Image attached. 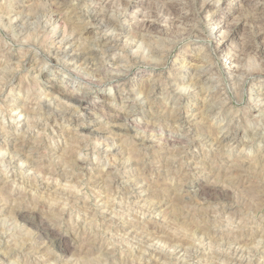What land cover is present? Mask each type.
<instances>
[{
	"label": "rangeland",
	"instance_id": "rangeland-1",
	"mask_svg": "<svg viewBox=\"0 0 264 264\" xmlns=\"http://www.w3.org/2000/svg\"><path fill=\"white\" fill-rule=\"evenodd\" d=\"M99 1L0 0V264H264V0Z\"/></svg>",
	"mask_w": 264,
	"mask_h": 264
},
{
	"label": "bare ground",
	"instance_id": "bare-ground-1",
	"mask_svg": "<svg viewBox=\"0 0 264 264\" xmlns=\"http://www.w3.org/2000/svg\"><path fill=\"white\" fill-rule=\"evenodd\" d=\"M64 1V0H63ZM185 1V0H184ZM183 1V2H184ZM221 0H202V6H201V9H203V10H208V11H211V12H214L215 10H214V4H217V3H219ZM62 2V1H61ZM159 2H161L162 3V6L164 7V11L167 13V14H171L172 15V18H171V24H169L171 27L169 28H167V27H160V26H158L157 25V23H155V21H151V19L150 20H145L144 21V23L145 24H142L143 26H144V29H146V30H148V29H157V31H159L160 33H164V34H166V33H169V36L171 35V36H175V37H178V36H181V35H183L184 36V34L186 33V36H187V30L183 27V28H181V27H179L176 23H179V22H183V21H185V19L186 18H184V16L183 15H181L180 13H179V11L176 9V7H175V5H173V3H170L169 5L168 4H166V2L164 3V1L163 0H159ZM174 2V1H173ZM177 2V1H176ZM179 2H180V0H179ZM182 2V1H181ZM180 2V3H181ZM192 2H193V0H192ZM98 4H99V8H96V9H93L92 10V19H93V21L96 23V24H98L99 26H101V27H103V28H110V27H114L115 25H116V20L115 19H111L110 18V16H109V14H108V12H106L107 10H108V7H110L111 5L113 6L114 4H121L120 5V7H118V5L116 6V8L118 7V8H121L122 9V12L123 11H125L124 12V14L126 15V11H127V5H129L130 4V2H125V0H114V1H112V0H100L99 2H97ZM169 3V2H168ZM187 3V2H186ZM212 3V4H211ZM241 3V2H240ZM179 4V3H178ZM59 5V4H58ZM61 5V4H60ZM97 5V4H96ZM152 5V4H151ZM98 6V5H97ZM183 6H184V4H183ZM52 7V6H51ZM55 7H57V6H55ZM59 7V6H58ZM58 7H57V9H58ZM62 7V6H61ZM181 7V6H180ZM189 7V6H188ZM50 9V8H49ZM187 9V8H186ZM44 10H45V8H44ZM55 10V9H54ZM53 10V11H54ZM193 10V9H192ZM263 10H264V8H263ZM41 11V10H40ZM46 11V10H45ZM57 11H59V10H57ZM56 11V12H57ZM121 11V10H120ZM119 11V12H120ZM239 11H240V9L238 8L237 10H236V12H238L239 13ZM38 12H39V10H38ZM162 12V11H161ZM191 12V11H190ZM199 12V11H198ZM252 12H254V11H252ZM33 13V12H32ZM37 13V12H36ZM41 13V12H40ZM45 13V12H44ZM256 13V12H255ZM42 14V13H41ZM54 14V13H53ZM55 15V17H56V25H55V27L57 26V22H58V20L60 19V17H59V15H57V14H54ZM261 15V14H260ZM185 16H187V15H185ZM191 17V16H190ZM240 17V16H239ZM36 18H37V15H36ZM41 18V17H40ZM44 18V17H43ZM198 18V17H197ZM153 19V18H152ZM191 20V19H190ZM158 21V20H157ZM48 22V21H47ZM232 22V21H231ZM247 22V21H246ZM263 22V21H262ZM159 24V23H158ZM181 24V23H180ZM179 24V25H180ZM185 24H186V22H185ZM141 25V24H140ZM187 25V24H186ZM234 25V24H233ZM185 26V25H184ZM231 26V25H230ZM262 26V25H261ZM242 27V26H241ZM230 28V27H229ZM243 28V27H242ZM116 29V28H115ZM263 29V28H262ZM136 30V29H135ZM139 30V29H138ZM189 30V29H188ZM224 30V29H223ZM227 30V29H226ZM239 30V29H238ZM156 31V30H155ZM256 31V30H255ZM258 31V30H257ZM55 32V31H54ZM53 31H52V33H54ZM153 32V31H152ZM192 32V31H191ZM210 36L211 37H214L215 39H218L217 41H218V44H217V47L216 48H218V49H221L222 47H224L225 46V44L227 45V46H231V44L233 43V41H234V37H233V35H230L227 31H224V32H219V30H215V28H211L210 29ZM219 32V33H218ZM243 32V31H242ZM246 32V31H245ZM136 33V32H135ZM218 33V34H217ZM240 33V32H239ZM163 34V35H164ZM233 34V33H232ZM165 36V35H164ZM236 39V38H235ZM63 40V39H62ZM261 40H263L262 41V44L264 45V38H262ZM260 40V41H261ZM242 41H243V39H242ZM241 41V42H242ZM236 42V41H235ZM248 43V42H247ZM169 44V43H168ZM233 45V44H232ZM242 45V44H241ZM38 46V45H37ZM239 46V45H238ZM34 47V46H33ZM245 47H247V46H245ZM233 48V47H232ZM243 48V47H242ZM30 50H32V49H30ZM37 50V49H36ZM246 50V49H245ZM244 50V51H245ZM83 51V50H82ZM89 51V50H88ZM221 51H224L223 49L221 50ZM84 52V51H83ZM85 53V52H84ZM89 53V52H88ZM42 54V53H41ZM81 55V54H80ZM67 56V55H66ZM69 56V55H68ZM77 56V55H76ZM75 56V57H76ZM82 56V55H81ZM83 56H85L84 54H83ZM89 56H90V54H89ZM241 56V55H240ZM63 57V56H62ZM73 57V56H72ZM87 57V56H86ZM83 58V57H82ZM85 58V57H84ZM87 58H89V57H87ZM229 58H231L230 56H229ZM50 60V59H49ZM82 60H84V59H82ZM93 61V60H92ZM91 61V62H92ZM96 61V60H95ZM84 62H85V60H84ZM52 63V62H51ZM67 63V62H66ZM72 63V62H71ZM135 64V63H134ZM60 65V64H59ZM65 65V64H64ZM71 65V64H70ZM93 65H95L94 63H93ZM128 65H129V63H128ZM69 66V65H68ZM92 67V66H91ZM94 67V66H93ZM73 69V68H72ZM97 69H93L92 71H96ZM90 71H91V69H90ZM72 72V71H71ZM85 72V71H84ZM242 72V71H241ZM73 73V72H72ZM125 73V72H124ZM128 73H130V72H128ZM71 74V73H70ZM118 74V73H117ZM116 74V75H117ZM233 74V73H232ZM238 74V73H237ZM78 75V74H77ZM79 76V75H78ZM122 76L125 78L126 76H127V73H125V74H121V75H118V78H122ZM81 77H83L82 75H81ZM80 77V78H81ZM89 77H87L86 79H88ZM247 78V77H246ZM12 79V78H11ZM85 78L83 77V80H84ZM91 79V78H90ZM117 79V78H116ZM81 80V79H80ZM94 81V80H93ZM198 81V80H197ZM88 84H93L92 83V81H88L87 82ZM196 85V84H195ZM203 85V84H202ZM52 89V87L50 88V90ZM53 90V89H52ZM64 90V89H63ZM73 90V89H72ZM62 91V90H61ZM54 92V91H53ZM53 92H51V91H49V93L50 94H52ZM63 95L68 99V100H70V101H72V102H74V103H76V105L78 106V107H80V106H82L83 104H84V101H85V94L84 93H82V92H79L78 90H75V91H71V90H64L63 91ZM47 106V105H46ZM95 106V105H94ZM103 106V105H102ZM102 108V107H101ZM74 110H75V108H74ZM27 111V110H26ZM55 111V110H54ZM76 111V110H75ZM95 111V110H94ZM25 112V111H24ZM118 112V111H117ZM117 112H115V110H113V109H110L109 108V110H105V111H103L102 112V114L104 115V116H106V117H108V118H110V120H112V121H114L115 123L116 122H119V121H126L127 122V119H126V117L125 116H122V115H120L119 113H117ZM21 113H22V111H21ZM50 113V112H49ZM92 113V112H91ZM122 114V113H121ZM93 115V114H92ZM55 116V115H54ZM90 117V116H89ZM102 118V117H101ZM89 119H91V118H89ZM106 119V118H105ZM107 120V119H106ZM111 121V122H112ZM113 122V123H114ZM114 123V124H115ZM119 125V124H118ZM135 126V125H134ZM120 128L117 126L116 127V130H119ZM179 140V139H178ZM177 140V141H178ZM213 142V141H212ZM21 143H24V142H21ZM179 144V143H178ZM15 146V145H14ZM20 146V145H19ZM19 146H15L14 147V151L15 152H17V153H22L23 151H19V149L21 148H18V150H17V147H19ZM171 146V145H170ZM25 147V146H24ZM28 147V146H27ZM16 148V149H15ZM24 153V152H23ZM23 153H22V155H23ZM12 155V154H11ZM21 155V154H20ZM26 158V157H25ZM13 159H14V157H13ZM27 160V159H26ZM8 161V160H7ZM11 164V163H10ZM70 164H72V163H70ZM41 172V171H40ZM40 174V173H39ZM65 174V173H64ZM63 175V174H62ZM57 176V175H56ZM34 178V177H33ZM255 184V183H254ZM108 185V184H107ZM211 185V184H210ZM216 185V184H215ZM252 185V184H251ZM260 187V186H259ZM199 192H200V197L201 196H203L204 197V199H205V197H206V199L207 198H209V199H211V198H222L223 196H226L225 198L227 199V195H225V191L224 190H221V188L219 189V187L218 188H216V187H213V188H206L205 186H199ZM197 189V190H198ZM224 191V192H223ZM243 195V194H242ZM59 198V197H58ZM224 198V197H223ZM219 199V200H220ZM229 199V198H228ZM57 200V199H56ZM213 200V199H212ZM216 200V199H215ZM222 200H224V199H222ZM161 201V200H160ZM192 202V201H191ZM197 202V201H196ZM215 204H216V202H215ZM257 204V203H256ZM254 209V208H253ZM254 211V210H253ZM256 211V210H255ZM175 215V214H174ZM178 223V222H177ZM191 224V223H190ZM38 228L40 229L41 228V231H39V232H42L41 234L42 235H44L45 234V236H47L46 234H47V231H46V229L44 228V229H42V222H38ZM36 228V227H35ZM264 228V227H263ZM199 233V232H198ZM203 234V233H202ZM201 234V235H202ZM207 234V233H206ZM142 238V237H141ZM156 238V237H155ZM210 238H212V237H210ZM54 239V238H53ZM140 239V238H139ZM239 239V238H238ZM145 241V240H144ZM181 241V240H180ZM249 241V240H248ZM171 245V244H170ZM185 246V245H184ZM60 248V247H59ZM244 248V247H243ZM238 249V248H237ZM65 250V249H64ZM234 254V253H233ZM253 254V253H252ZM246 256V255H245ZM253 256V255H252ZM153 257V256H152ZM214 257V256H213ZM216 258V257H215ZM216 260H217V258H216ZM246 260V259H245ZM240 261V260H239ZM246 264V263H245ZM253 264V263H252Z\"/></svg>",
	"mask_w": 264,
	"mask_h": 264
}]
</instances>
